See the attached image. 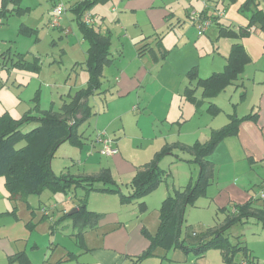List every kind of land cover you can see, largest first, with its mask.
Masks as SVG:
<instances>
[{
  "label": "crops",
  "instance_id": "crops-1",
  "mask_svg": "<svg viewBox=\"0 0 264 264\" xmlns=\"http://www.w3.org/2000/svg\"><path fill=\"white\" fill-rule=\"evenodd\" d=\"M77 1L79 0H72L66 5L60 0H50L49 7L54 2L63 3L74 13L76 19V13L72 7ZM245 1L209 0L207 7L209 10L217 6L222 11L221 15L215 14L219 16L220 22L245 26L248 23V16L239 11L240 5ZM106 2H110L111 5L96 6V4ZM257 3L264 12V0H257ZM96 4L87 10L88 13L94 7L97 16L105 17L108 14L111 19H104L97 23L94 13H90L93 18L92 24L105 35L111 36L114 30L118 34V38L111 41V61L102 69L100 93L95 94L98 95L101 103L99 101L93 103L97 107L96 109L92 108L94 113L91 117L95 124V133L104 131L110 136L114 140L117 152L111 156H101L100 145L93 142L94 136L89 135L87 138L84 133L80 132L81 144H73L81 149L74 161V170L68 169V166L65 165L67 169L57 173L52 169L50 163L52 171L57 175L69 173L73 176L84 177L98 173L101 168H108L119 186L122 185V182L127 184L137 167L152 159L154 154L166 144L177 143L190 148L196 142L207 141L215 130L226 125L231 118L253 113L256 115L254 119L241 121L237 133L222 138L212 153L207 156V159L214 165L213 178L207 186L205 196L198 198L191 205V207L204 209L210 218L213 217V223L202 221V224H199L201 229H195V231H205L211 227L221 226L225 213L220 209L232 207V204H243L251 197L255 198L258 187L264 180V33L254 30L247 36L237 39L218 37L217 26L210 23L202 33L198 34V15L206 11L200 0H105ZM20 5L28 8L22 15L10 14L8 17L0 18V38H6V35H3L6 31L1 27L8 29L9 20L14 19L12 17H22L30 12L29 4L24 5L20 0ZM1 6L2 0H0V9ZM13 6L8 3L7 9H12ZM21 24L36 28L37 39L34 35L20 34L19 26ZM57 27L67 34L72 32L69 29L72 26L66 27L60 23ZM77 28L80 31L78 24ZM15 32L17 35L31 37L34 42H38L40 39L39 28L28 25L24 21H20L19 18L15 22ZM236 41L243 45L250 58L243 71L232 83L214 95L204 96L202 89L197 87L194 100H187L183 95L184 88L188 85L187 72L195 67L197 75L201 78L221 72L225 67L232 44ZM145 43H147V50L143 54H139L138 47ZM87 46L82 34L81 37L75 35V39L68 42V48L80 47L82 51L83 57L74 63L83 62L86 59ZM5 49H0V52ZM15 50L25 53L27 61L39 58L41 63L40 55L33 48L30 50H33L34 53L30 50ZM163 52L164 56H161ZM41 68L42 63L40 69L35 72L18 68L12 70L35 73L36 77H39L36 73H39ZM80 68L85 70L83 66ZM10 69H6L7 72ZM87 81L88 77L86 83ZM66 85L67 81L62 88L55 89V85L51 86L52 96L59 95L60 102L56 104V99L52 97V102L47 108H42L40 104L41 109H48L51 105L57 109L63 100L69 101L71 95L75 94L79 88L84 87H79L72 93L69 86L68 91L64 92L67 88ZM44 95L46 94L44 93ZM33 96L31 105H26V107H21L20 103L16 105L18 113L11 114L8 109H5L4 112L16 118L20 117L33 105ZM90 97H88V103ZM39 103H41V93ZM137 110L139 113L135 114L134 112ZM212 111H216V113ZM192 156V153L185 151L181 154L182 160H176L171 154L162 158L159 166L165 169L161 165L162 162H164V166H168L173 176L170 184L172 189L168 187L166 181L161 182L144 197L147 209L150 204L160 206L161 201L168 194L173 193L172 191L175 189H181L185 182L188 184L190 180H193L192 173L183 172L176 180V185L173 183L179 167L184 170L183 165L193 163L188 161ZM102 157L106 158L105 162L101 160ZM1 177L4 176H0V221H6L0 224V262H2L1 264H25L20 259H14L15 256L25 253L28 262L36 264L37 258H35V262L32 261L25 249L16 251V241H20L17 235L2 234V232L6 225L9 230L16 228L25 216L29 219L23 221L24 225L29 230L36 229L39 226L38 222L44 221L45 217L44 213L40 214L39 221H34L37 211L32 209L29 197L42 195L45 190H49L51 193L64 191L45 188L39 193L14 192L13 194L5 185V177ZM77 187L83 188L84 193H87L83 186L78 185ZM121 191H123L122 187ZM80 201L74 207L78 208L76 212L63 211L55 223L62 224V221L70 219L75 230L73 235L76 243L91 253L95 263L130 264V260L126 258L127 255L140 254L148 247L149 240L142 234V229L145 227L150 233H154L158 223L155 224V231L152 232L147 221L144 222L143 219L136 218L126 222L122 220L123 213L107 217L108 211L105 210L88 209L102 214V217L95 225L86 226L82 230L81 238L77 237L80 230L74 223L72 215L79 211ZM123 205L125 204L121 203V206ZM252 206L264 209V199L253 201ZM47 209L44 210L45 213L50 210ZM127 211L133 212V205ZM49 212L50 215H54L53 207ZM249 221L259 222L251 218L243 222ZM185 223L193 228L192 224L186 222V217ZM50 227L52 228L49 230L50 233L54 232L55 225ZM87 229H91V231L98 229L94 232L97 239L93 245L86 243L88 239L85 234L89 231ZM226 236L228 237L227 234ZM228 239L230 240L229 237ZM37 246L34 244L32 248ZM246 248L251 255L249 247L246 246ZM166 253L167 251L163 252L161 256L165 257ZM198 254L205 256V252ZM68 255L70 258L76 256L71 251L68 252ZM48 261L49 259L47 263ZM42 263L44 264V261Z\"/></svg>",
  "mask_w": 264,
  "mask_h": 264
},
{
  "label": "trees",
  "instance_id": "trees-1",
  "mask_svg": "<svg viewBox=\"0 0 264 264\" xmlns=\"http://www.w3.org/2000/svg\"><path fill=\"white\" fill-rule=\"evenodd\" d=\"M104 1L79 0L72 7L76 13L80 32L88 45L86 59L83 62L74 63L72 70L82 66L85 68L88 73L86 85L71 95L69 101L63 100L57 109L52 105L48 109H41L40 90L37 89L32 99L33 105L20 117H13L7 112L0 115V176L5 177L7 189L13 194L14 192L39 193L45 188L68 192L71 186L81 185L87 193L90 190L118 193L122 204L135 200L138 212L141 213L147 209L143 197L161 182L166 181L168 176L167 171L159 166L162 158L171 154L176 160H182L181 154L188 151L193 155L188 161L198 166L196 177L181 189H175L161 201L156 231L150 233L145 227L142 229V234L149 240L148 247L140 254L127 255L126 258L130 260V264H141L145 259L156 255L158 249L168 251L172 248H180L185 252L191 251L198 254L215 248L219 250L223 264H241L242 260H247L248 264L252 263L253 257L249 254L248 248L239 242L232 243L226 233L232 225L250 218L261 222L264 226V209L252 206L253 201L260 199L257 195L243 204H232V207L221 208L220 210L225 213L221 226L197 232L191 226H186L184 229V223L186 208L193 205L198 198L205 196L207 186L213 178L214 165L207 159V156L212 153L222 138L237 133L241 121L254 119L256 115L253 113L231 118L226 125L215 130L207 141L196 142L190 148L177 143L166 144L154 154L152 159L137 167L126 184L127 193L121 191L108 168H101L98 173L84 177L73 176L69 173L57 175L52 171L50 159L61 143L69 141L72 144H81L78 127L94 113L88 103V97L100 93L102 69L111 61L110 36L100 33L94 24H87L83 20V15L88 9L94 4ZM8 3L14 5L12 9H7ZM55 3L50 8V19L51 9ZM27 10V7H21L20 0H2L0 18L8 17L10 14L22 15ZM218 10V7L215 6L214 9L205 11V14H210L208 17L211 18V23L217 26L218 37L237 39L247 36L254 30L264 33V12L258 6L257 0H246L239 7V11L248 16V23L245 26L220 22L219 16L215 15ZM19 32L22 35L36 37L37 29L21 24ZM146 45L147 43L138 47L139 54H143L147 50ZM161 56H164V52L161 53ZM249 61L250 58L243 45L236 41L232 44L225 67L221 72L205 78L197 75L195 67L187 72L188 85L184 88V97L193 101L197 87L202 89L204 96L214 95L232 83ZM40 66L39 58L27 61L25 53L12 51L10 48L0 52V67L5 69L14 67L35 72L40 69ZM212 112L216 113V111ZM96 138L97 132L93 137L94 143H96ZM20 141L23 144L18 146L17 143ZM96 183H100V185L97 186ZM80 200L79 211L72 215L74 223L80 230L77 237L82 235V230L86 226L95 225L102 217V214L87 209L85 195ZM238 254H241L239 260L236 258ZM14 259H20L21 262L30 264L25 253L15 256Z\"/></svg>",
  "mask_w": 264,
  "mask_h": 264
},
{
  "label": "rangeland",
  "instance_id": "rangeland-1",
  "mask_svg": "<svg viewBox=\"0 0 264 264\" xmlns=\"http://www.w3.org/2000/svg\"><path fill=\"white\" fill-rule=\"evenodd\" d=\"M60 1L67 5L72 0ZM22 4H29L31 10L22 17H12L14 19L9 20L8 29L1 27L2 30L6 31L3 34L6 35V38H0V49H5L9 46L12 51L15 49L27 51L33 48L34 51H37L40 55L42 68L39 73H36L39 77H36L35 73L12 70L14 67H11L8 72L5 68L0 67V113L4 112L5 109H8L11 114L18 113L15 108L18 103L21 104V107L31 105V97L38 87L41 93V107L47 108L52 102V97H54L52 96L51 86L55 85V89L58 87L62 88L65 81H67V85L65 86L67 88L64 92L68 91L67 89L69 86L73 93L75 89L85 86L88 77L87 71L83 68L79 67L77 70L71 69L72 64L83 57L80 47H67L68 42L75 39V35L81 37L80 31L77 28V19L74 18V13L65 6L64 16L60 23L66 27L72 26V28H69L72 32L67 34L63 30H60L59 27H51L49 25V8H51L49 7L50 0H22ZM101 5L109 6L111 3L106 2L96 4V6ZM89 12L94 13L97 23L104 19H111L108 14L105 17L97 16L94 7ZM17 18L28 25L30 24L39 28L38 35L40 39L38 42H34L31 37L16 34L15 22ZM10 33H12L11 36H9ZM117 35L118 34L113 30L112 35L110 36L111 41H115L118 38ZM30 51L34 53L33 50ZM44 93L46 95H44ZM95 94L89 98V104L91 106L94 102L99 101L98 95ZM54 99H56V104L60 102L59 95H55ZM99 103H101V100ZM96 107L97 106L94 105L92 106L94 109H96ZM134 113L138 114L139 110ZM92 118L93 117H89L78 127V131L84 133L87 138L89 135L93 137L96 131ZM22 144V141L17 143L18 146ZM79 152H81V149L75 147L71 142H63L56 148L53 158L51 159L50 163L52 169L59 173L61 170H66L67 168L65 165H67L68 169L74 170V161H76ZM101 160L105 162L106 158L102 157ZM161 165L168 173L166 182L168 187L172 189L170 184L172 183L173 176L170 173L168 166H164V162H162ZM183 166L185 168L184 170H182V167H179V170L175 173V181H173L175 185L180 173H192L193 177H196L197 175L198 166L195 163H186V165ZM96 185L98 186L100 184L97 183ZM122 185H120V188L122 187L123 189L122 192L127 193L126 183L122 182ZM184 185H186V182L183 186ZM84 195L87 199V209L108 211L107 217H113L116 213H123L122 220L126 222H130V220L136 218L143 219L144 222L147 221L149 229H152V232L155 231V224L158 223L159 219V206H157V204H150L147 210L140 213L137 210V201L135 200L121 206L120 199L118 200V193L89 191L88 194H85L83 188L72 187L68 192L51 193L49 190H45L42 195H31L29 200L32 202V209L37 211L34 221L38 222L40 214L43 213L45 220L38 222L39 226L36 229L29 230L23 222L26 221V219H29L25 216V218H22L23 220L21 221V224L12 230H9L6 225L2 234L10 233L17 235L20 241H16V251L25 249L32 261L35 262V258H37L36 264H43V261L44 264H78V262H80V264H97L93 261L91 253L87 252V250L85 251L78 243H76L73 235L75 230L70 219L62 221V224L55 223L58 216L62 214L63 211L69 212L72 210L76 203L84 198ZM68 197L70 198L68 199ZM143 200H145L144 197ZM132 205L134 211H127L128 208H132ZM50 207H53L54 215H50ZM46 209H50L48 213H45L44 210ZM21 214H23V211H21ZM18 215H20L19 212ZM185 217L186 222L192 224L193 228L196 230L201 229L199 224H202V221L213 223V217L210 218V215L200 207L188 206L186 208ZM5 221L6 220L0 221V224ZM187 224L188 223H184V229ZM51 225H55V228L54 232L50 233L49 230L52 229L50 227ZM87 230L89 231L85 235L88 242H86V240L85 242L93 245L95 243L94 241L97 239L94 232L98 231V229H95L94 231H91V229ZM226 234L234 243L239 242L240 244L249 247L251 256H253L252 263L250 264H264V227L261 222L249 221L246 223L234 224L228 229ZM34 244H37L38 246L32 248V245ZM69 251L76 256L70 258L68 255ZM31 252L32 254H30ZM163 252H165L164 249H158L156 255L145 259L141 264H223L221 254L219 250L215 248L205 250V256H199V254L197 255L194 252H185L180 248H172L168 250L165 257L161 256ZM60 258L61 260L59 261ZM236 258L237 260L241 259V255L238 254ZM48 259L49 261L47 263ZM1 263L2 262H0V264Z\"/></svg>",
  "mask_w": 264,
  "mask_h": 264
},
{
  "label": "built area",
  "instance_id": "built-area-1",
  "mask_svg": "<svg viewBox=\"0 0 264 264\" xmlns=\"http://www.w3.org/2000/svg\"><path fill=\"white\" fill-rule=\"evenodd\" d=\"M200 1L205 6L206 10H208L207 7L208 0H200ZM64 12H65L64 4L56 2L51 9V19L49 25L51 27L59 26ZM216 14L221 15L222 11L218 10ZM209 15H210L209 13L205 14L204 12L198 15L199 33H202L206 29V27L211 23V18L208 17ZM83 20L88 24L93 23V18L88 12L84 13ZM95 141L100 145L99 151L102 155L111 156L117 152V149L114 144V140L110 136H108L104 131H97V138L95 139ZM257 197L260 199H264V180L262 181L261 185L258 187ZM241 264H248V262L246 260H242Z\"/></svg>",
  "mask_w": 264,
  "mask_h": 264
},
{
  "label": "water",
  "instance_id": "water-1",
  "mask_svg": "<svg viewBox=\"0 0 264 264\" xmlns=\"http://www.w3.org/2000/svg\"><path fill=\"white\" fill-rule=\"evenodd\" d=\"M77 210L78 208H74L73 210H71L72 211L71 213L76 212Z\"/></svg>",
  "mask_w": 264,
  "mask_h": 264
}]
</instances>
